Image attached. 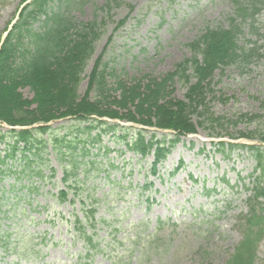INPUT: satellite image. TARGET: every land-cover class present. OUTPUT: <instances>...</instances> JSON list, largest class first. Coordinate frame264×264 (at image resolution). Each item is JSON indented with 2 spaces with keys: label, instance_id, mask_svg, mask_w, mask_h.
Listing matches in <instances>:
<instances>
[{
  "label": "rangeland",
  "instance_id": "374dc122",
  "mask_svg": "<svg viewBox=\"0 0 264 264\" xmlns=\"http://www.w3.org/2000/svg\"><path fill=\"white\" fill-rule=\"evenodd\" d=\"M27 1L0 0V45ZM105 1L71 0L68 11L78 21H89ZM124 1L111 14L86 77L102 53L123 79L163 76L192 56L186 44L202 29L228 25L236 0ZM260 8L244 23L241 44H257L261 55L214 74L207 101L224 123L206 121L197 133L181 138L156 171L153 153L143 156L127 145L133 128L141 126L109 118L117 130L102 132L89 128L90 121L64 118L38 133L40 157L34 156L32 167L41 176L20 175L17 158L2 165L0 264H228L243 237L239 220L247 212L249 189L263 171L248 150L223 152L218 143L264 145L256 136L233 137L242 131L264 133V3ZM21 90L33 97L29 87ZM186 91L177 79L174 95L184 98ZM9 129L0 125L3 132ZM157 133V139L171 135L166 141L174 134ZM0 150L4 155V144ZM67 174L77 183L63 200L59 193L67 188ZM77 217L93 233L94 246L79 235ZM254 264H264V239Z\"/></svg>",
  "mask_w": 264,
  "mask_h": 264
},
{
  "label": "trees",
  "instance_id": "16d2710c",
  "mask_svg": "<svg viewBox=\"0 0 264 264\" xmlns=\"http://www.w3.org/2000/svg\"><path fill=\"white\" fill-rule=\"evenodd\" d=\"M70 1L31 0L22 7L0 46V123L11 127L5 132L0 130V145H5L4 155L0 150V179L5 174L2 165L15 163V158L22 166L20 175H39L41 170L32 167L36 161L34 156L40 157L38 133L48 132L51 122L64 118L90 121L89 128L99 127L102 132L117 130V125L109 124L107 118L140 125L141 128L131 127L136 132L127 145L143 156L153 153L152 169L156 171L181 138L197 133L206 121L217 126L224 123V117L216 116L207 101L217 69L249 63L261 55L257 44H241V35L244 23L257 17L264 0H236L235 13L228 17V25H208L202 29L186 44L192 56L163 76L123 79L102 53L86 77V68L111 14L125 1L106 0L89 21H78L70 14ZM85 77L87 89L82 95L79 89ZM177 79L187 86L184 98L174 95ZM25 87L33 92L32 98L24 96L21 89ZM261 107L264 108V100ZM149 128L154 131L147 138ZM162 130L173 131L172 138L166 141L171 135H162V139H157V131ZM100 136L101 133L96 138ZM255 136L264 144V133L258 130L256 134L242 131L233 135L236 139ZM218 147L223 152L237 147L248 150L263 171L249 189L247 212L239 220L243 237L228 263L254 264L258 244L264 239V145L231 143L226 146L220 142ZM64 182L68 189L60 190L59 197L63 200L75 189L76 181L70 182L67 174ZM76 220L80 222L79 235L89 247L94 246L93 233L79 217Z\"/></svg>",
  "mask_w": 264,
  "mask_h": 264
}]
</instances>
